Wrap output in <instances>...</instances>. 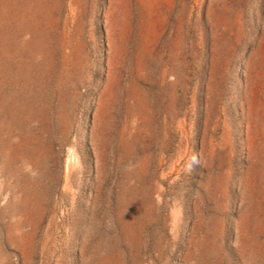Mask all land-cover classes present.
<instances>
[{
    "label": "rangeland",
    "instance_id": "obj_1",
    "mask_svg": "<svg viewBox=\"0 0 264 264\" xmlns=\"http://www.w3.org/2000/svg\"><path fill=\"white\" fill-rule=\"evenodd\" d=\"M0 264H264V0H0Z\"/></svg>",
    "mask_w": 264,
    "mask_h": 264
}]
</instances>
